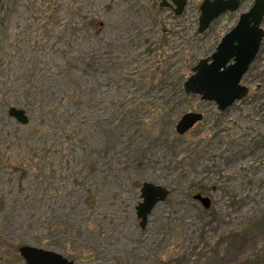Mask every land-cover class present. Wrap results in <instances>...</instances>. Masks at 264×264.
Instances as JSON below:
<instances>
[{"label":"rangeland","instance_id":"obj_1","mask_svg":"<svg viewBox=\"0 0 264 264\" xmlns=\"http://www.w3.org/2000/svg\"><path fill=\"white\" fill-rule=\"evenodd\" d=\"M162 1L0 0V264H26L22 246L75 264H264V39L241 101L218 112L184 91L255 0L202 34L204 0L180 16ZM188 113L202 120L181 136ZM144 183L170 194L142 229Z\"/></svg>","mask_w":264,"mask_h":264},{"label":"water","instance_id":"obj_2","mask_svg":"<svg viewBox=\"0 0 264 264\" xmlns=\"http://www.w3.org/2000/svg\"><path fill=\"white\" fill-rule=\"evenodd\" d=\"M187 5V0H163L161 8H171L180 16ZM240 7V0H204L200 7L199 33H204L210 24L226 12H235ZM264 0H255L248 13L240 16L237 26L225 35L216 48L215 53L192 68V75L184 84L186 94L200 96L201 101L214 102L218 112H224L234 103L241 101L249 94V88L241 84L250 65L255 61L264 39ZM10 117L22 125L29 120L24 110L11 108ZM202 115L188 113L181 117L176 131L183 136L199 121ZM169 190L152 184L144 183L141 187L142 202L138 204L137 218L144 229L154 208L167 200ZM194 200L200 202L205 209L211 206L208 197L195 195ZM26 264H75L59 253L22 246L19 249Z\"/></svg>","mask_w":264,"mask_h":264},{"label":"trees","instance_id":"obj_3","mask_svg":"<svg viewBox=\"0 0 264 264\" xmlns=\"http://www.w3.org/2000/svg\"><path fill=\"white\" fill-rule=\"evenodd\" d=\"M240 231L239 230H236L235 232H234V235H239L238 233H239Z\"/></svg>","mask_w":264,"mask_h":264}]
</instances>
